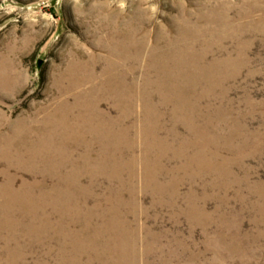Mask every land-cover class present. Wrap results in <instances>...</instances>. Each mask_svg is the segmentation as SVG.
Here are the masks:
<instances>
[{"label":"bare ground","instance_id":"1","mask_svg":"<svg viewBox=\"0 0 264 264\" xmlns=\"http://www.w3.org/2000/svg\"><path fill=\"white\" fill-rule=\"evenodd\" d=\"M126 46L120 39L106 54L89 53L94 65L70 61L55 76L54 101L10 121L0 139V178L5 177L0 181V264H30L31 250L44 251L45 258L34 264L81 263L84 255L89 260L82 264H115L133 251L126 241L132 229L122 212L135 208L137 185L154 202L173 205L186 176L222 168L212 144L218 145L225 114L216 91L226 75L218 72L230 57L209 58L214 54L209 49L155 46L138 85L129 80L138 72L134 57L148 49ZM131 50L134 57L127 53ZM16 79L10 67L1 68L0 88H12ZM103 101L113 102L118 115L103 109ZM171 103L173 116L163 133ZM170 158L182 162L168 165ZM26 171L33 178L21 179L17 188L18 172ZM33 191L43 194L41 202L27 198ZM187 197L190 205L191 193ZM52 253L58 255L55 263Z\"/></svg>","mask_w":264,"mask_h":264},{"label":"rangeland","instance_id":"2","mask_svg":"<svg viewBox=\"0 0 264 264\" xmlns=\"http://www.w3.org/2000/svg\"><path fill=\"white\" fill-rule=\"evenodd\" d=\"M120 39L126 49H148L138 60L127 51L138 64L129 80L138 85L155 46L209 49L214 53L209 58L230 57L231 63L219 70L226 78L216 91L225 114L212 148L222 168L186 176L173 205L154 202L137 185L135 208L122 212L132 229L126 241L133 251L115 264H264V0H0V70L10 67L17 76L12 88H0V139L10 121L54 101L55 76L70 61L94 65L89 53L106 54ZM96 66L99 72L103 68L101 62ZM101 107L118 115L111 101ZM165 109L163 133L170 127L173 104ZM124 174L127 179L128 171ZM18 177L20 188L21 179L33 175L18 172ZM124 196L129 198L127 190ZM42 197L35 191L27 195L38 202ZM36 258H45L44 251L31 250L30 264ZM49 259L59 260L55 253ZM81 260L67 264H82L89 256Z\"/></svg>","mask_w":264,"mask_h":264},{"label":"water","instance_id":"3","mask_svg":"<svg viewBox=\"0 0 264 264\" xmlns=\"http://www.w3.org/2000/svg\"><path fill=\"white\" fill-rule=\"evenodd\" d=\"M43 59L39 61L38 65L41 66Z\"/></svg>","mask_w":264,"mask_h":264}]
</instances>
